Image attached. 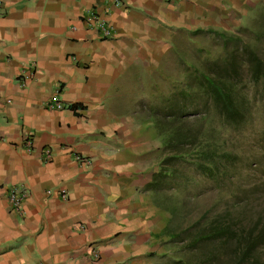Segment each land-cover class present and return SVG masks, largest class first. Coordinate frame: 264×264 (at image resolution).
<instances>
[{"label":"crops","instance_id":"crops-1","mask_svg":"<svg viewBox=\"0 0 264 264\" xmlns=\"http://www.w3.org/2000/svg\"><path fill=\"white\" fill-rule=\"evenodd\" d=\"M263 2L0 0V264H155L169 213L146 188L160 141L145 83ZM55 94L60 108L46 105ZM12 185L26 191L19 210Z\"/></svg>","mask_w":264,"mask_h":264},{"label":"trees","instance_id":"trees-1","mask_svg":"<svg viewBox=\"0 0 264 264\" xmlns=\"http://www.w3.org/2000/svg\"><path fill=\"white\" fill-rule=\"evenodd\" d=\"M262 11L264 2L254 14ZM256 51L245 45L239 52L234 45L218 60L199 67L186 64L180 83L152 103L160 152L146 188L169 213L162 243L167 251L160 254L164 264H264V255L257 250L264 244V228L242 231L226 208L236 196L227 184L240 176L241 168L238 143L228 144L226 137L241 128L250 106L249 96L242 92L240 70L260 85L264 103V57ZM199 179L210 182L215 197L192 216L201 191Z\"/></svg>","mask_w":264,"mask_h":264},{"label":"rangeland","instance_id":"rangeland-1","mask_svg":"<svg viewBox=\"0 0 264 264\" xmlns=\"http://www.w3.org/2000/svg\"><path fill=\"white\" fill-rule=\"evenodd\" d=\"M254 11L246 16L240 27L199 35L196 44L183 45L177 53L180 59L173 60L179 64L167 65L163 70L165 77H159L156 82H154L155 77H151V82L145 83V89L150 92L149 99L142 100L145 112L149 110L150 114L152 103H158L160 97L169 90H173L174 84L180 83L183 78L182 67H185L186 64L199 67L205 61L218 60L220 55L234 45H237L239 52L244 49L245 45H249L255 50L257 48L256 52L264 57L262 48L264 11L259 14H254ZM239 76L243 82L242 92H246L250 98V106L248 118L241 128L236 132H230L226 137L228 144L238 143L241 156L240 176L228 183V188L226 187L229 190L235 189L236 196L231 201V205L226 208L229 211V218H234L238 223V228H241L242 231L249 229L257 231L264 228V103L260 101V85H255L250 81L244 70H240ZM197 189L201 191L197 197V209L192 212V216H197L200 211L208 207L215 197V189L206 179H199ZM229 190L222 192L227 194ZM219 206L222 207V205ZM188 208H190L189 205ZM166 247L165 244L160 246V254L167 251ZM257 250L264 255V244H260ZM164 259V256H158L155 259V264H164Z\"/></svg>","mask_w":264,"mask_h":264},{"label":"built area","instance_id":"built-area-1","mask_svg":"<svg viewBox=\"0 0 264 264\" xmlns=\"http://www.w3.org/2000/svg\"><path fill=\"white\" fill-rule=\"evenodd\" d=\"M169 1H176V0H169ZM83 19L88 25L95 26L101 36H107L111 34L107 21L101 16H99L95 11L87 10L83 14ZM46 105L49 107H55V108L62 107V104L60 100L57 98L56 94L50 98V100L46 103ZM21 142L23 143L24 148L26 150H29L31 148V137L29 134H24ZM42 155L44 159L49 158L50 149L48 147L43 148ZM74 158L77 161L86 162V156L84 155L77 153V154H74ZM25 196H26V191L24 190L23 187H16L12 185V186L7 187L6 189V200L9 206L14 210L20 209L22 201ZM62 196H65V194H62ZM76 227L82 228V225L79 224Z\"/></svg>","mask_w":264,"mask_h":264}]
</instances>
